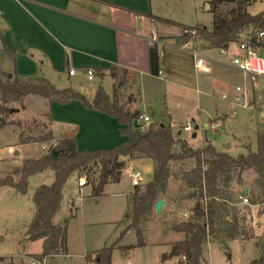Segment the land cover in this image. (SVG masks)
Instances as JSON below:
<instances>
[{
	"label": "rangeland",
	"instance_id": "1",
	"mask_svg": "<svg viewBox=\"0 0 264 264\" xmlns=\"http://www.w3.org/2000/svg\"><path fill=\"white\" fill-rule=\"evenodd\" d=\"M211 1L153 0L155 10L161 16L157 18L156 25L167 29L171 34H181V36L185 33V27L206 26L211 28L214 21ZM252 1L253 5L250 10L253 15L264 12V0ZM223 8L224 5L220 7V9ZM181 36L178 37V41ZM259 52L264 56V48L259 49ZM206 55L218 57L219 51L209 49ZM167 61L171 66V59L167 57ZM208 62L213 68L210 74H202L193 70L187 78L176 76V73L168 74V72H166L165 79H161L159 76L144 78L138 86L141 98L140 109L148 113L153 122L171 126L174 135H177L181 130L179 136L187 140L193 147L211 143L219 151L227 152L232 156L247 154L249 148L256 151L258 134L264 132V78H259L252 83L247 77L244 78V74L241 72L226 69L223 65L211 60ZM13 67H15L13 59L5 53L0 42V76L9 77L13 72ZM80 76L84 78L82 74ZM99 83V80H86L82 90L89 93L90 88ZM105 86L107 90H111L109 81ZM245 86L256 92V97H249L246 104L239 99L240 92L236 89L242 87V91H245ZM121 89L127 93V87H118V91ZM26 96L27 98L24 100ZM26 96L21 101L9 104L11 112H0V119L11 123L9 125H14L18 133L21 129V135L24 137L45 135L51 130L49 117L42 114L49 108L48 99L37 94ZM126 96L124 100L119 96V101L124 104ZM24 103L27 104L25 111ZM251 103L254 105L250 106ZM12 109L18 110L13 112ZM213 122L219 124L216 130L211 128ZM142 123L144 126L148 124L143 121ZM187 123L193 127L192 132L182 129L183 125ZM197 126L198 129H196ZM194 134L196 137H193ZM19 137L12 129L0 130V179L10 175L18 180L26 159L40 158L50 151L51 146L56 145L54 139L43 143L22 144L21 137L20 141ZM194 164L195 161L190 160L174 164L173 175L168 182L166 191L160 194V197H166L172 202L173 211L166 210V212L155 213L154 207L151 213L141 220L146 246L135 252H130L132 261L139 264H151L154 258H162L166 254L171 242L183 239L184 234L177 232L172 226L185 221L192 213L194 190L182 181L181 175ZM138 168L142 169L140 166ZM99 171L100 165L91 164L80 176L74 175L68 180L64 188V200L57 215V221L63 223L69 216V206L73 212L79 207L75 204V197L81 193L84 196V204L90 203L91 207L104 214L100 219L102 221L91 222L87 225L86 237L95 249L98 248L97 246H101L100 244L106 247L113 245L119 230L124 229L127 225V216L131 214V218H133L134 214V197L131 194L134 188L131 183L132 171L131 173L124 172L119 182H111L105 187L107 197L96 199L92 198L89 193L98 179ZM143 173L144 182L149 181L151 174L145 170ZM242 175L243 172L223 175L220 179L221 185L231 199L241 193L242 188L250 189V200L258 206L254 208L239 206L238 212L246 215L248 220L238 228L243 227L246 232L256 236L260 244L264 239V169H250L244 176ZM82 177H86L88 183L80 191L78 185ZM53 181L54 171L48 169L41 174L31 176L26 194L17 192L11 186L0 188V259H2L0 264H31L26 257L42 251V240H28L26 231L35 214L34 190L40 185H49ZM144 186L145 184H142L140 187L144 189ZM114 193L122 195L112 196ZM181 198H184V201L177 205ZM124 201L130 207L126 214L114 215L110 213L116 205H122ZM184 213H187V216ZM253 217L257 218L258 227L253 226ZM227 226L224 223L218 224L216 233L208 238V241L211 240L212 243L209 244L208 241L205 243L203 255L206 256L208 264H251L254 259L262 255V248L256 245L254 239L226 240L224 242V230ZM122 240L127 245L137 243L138 238L135 230L128 232L122 237ZM130 253L125 250L114 251L113 249L112 262L128 264ZM55 259L57 257L52 258V260Z\"/></svg>",
	"mask_w": 264,
	"mask_h": 264
},
{
	"label": "crops",
	"instance_id": "2",
	"mask_svg": "<svg viewBox=\"0 0 264 264\" xmlns=\"http://www.w3.org/2000/svg\"><path fill=\"white\" fill-rule=\"evenodd\" d=\"M158 17L161 16L156 12L153 0H0V42L2 49L15 63L11 75L16 74L26 80L43 77L58 89L70 87L80 92L90 102L94 100L99 87H102L108 95L113 97L116 82L123 81L122 87H127V93L124 89H121L120 98L124 100L127 94L125 99L126 107L132 111H139L140 114L148 115V113L140 109L141 98L138 86L139 82L144 78L154 76L151 74L150 69V47L152 45L150 38L153 29L160 41L158 44L162 55L160 70L164 74V78L161 79H165L166 72L168 74L176 73V76L184 78L189 77L193 70L197 72L194 57L189 52L179 48L181 39L178 41V37L181 34H171L167 29L158 27L156 25ZM262 44L264 45V41H262ZM5 45L15 51V56L5 49ZM262 48L264 46L260 47V49ZM209 49L216 48H210L207 45L204 53L206 54ZM167 57L171 59V66L167 61ZM223 66L226 69L235 70L231 66ZM88 68L100 69L103 76L97 75L90 80L85 73ZM112 68L116 69L117 72L115 78L111 75ZM71 69H75V75L71 76L69 74ZM246 77L244 75V78ZM86 80H99L100 83L97 86H92L90 92L87 93L82 90ZM107 81H109L111 86L110 91L105 86ZM245 89L247 99L251 96L256 97L255 90L251 91L246 86ZM26 98L27 96L24 100ZM48 102L49 108L42 114L47 116L50 114L51 116L49 125L53 132L55 144L66 134H74L77 148L80 151L110 149L126 140V136L121 133L122 125L119 121L105 112L90 109L79 100H74L67 104H60L50 100ZM24 105L25 111L27 104L24 103ZM253 105L254 103L250 104V106ZM150 119L151 121L146 126L143 123L142 125L148 127L151 123H155L151 117ZM6 128L12 129L21 137V129L20 133H18L14 125H7L0 128V130L3 131ZM122 161L124 162V168L120 178L126 171L131 173L133 170H141L143 174L142 184L146 185L153 180L154 163L151 159L123 157ZM138 166L142 167V169H139ZM144 170L151 174V178L147 182H144ZM247 171H244L242 176ZM120 178L115 182H119ZM220 186L223 189V186ZM135 187L131 194L134 193ZM188 187L194 190V205V197L197 192L193 187ZM83 188L79 187V190L81 191ZM245 190H248V194L250 193L248 187L242 188V192ZM89 195L92 198L99 199L107 197L108 194L104 188V193L101 196H92V191H90ZM113 195L120 196L122 194L114 193ZM160 200L165 201L162 212H166V210H169V212L173 211L172 202L166 197H160ZM182 201H184V198H181L177 205L181 204ZM190 204L192 205V203ZM133 207L135 208V202ZM69 209V216L66 219V252L56 254L54 257H57V259L52 260L54 258L52 257L50 264H98L95 258L96 253L106 246L100 244L101 246H97V249L93 248L94 246L90 244L86 237V229L88 223L102 221L100 219L104 214H101L98 209L91 207L90 203L84 204L82 202L76 209V214L71 210L70 206ZM128 209L130 207L124 201L122 205H116L110 213L114 215L126 214ZM57 215L54 218V222L60 225L62 221H57ZM127 217V225L117 233L118 237L115 241L117 244L114 251L125 250L130 253L146 246L145 235V244L141 247L136 246L137 243L124 244L122 237L131 230H135L130 228L132 215L129 214ZM176 225L172 226L174 230ZM224 237V242L226 240L239 239L246 241L254 239L256 240V245L261 248L264 243L263 239L259 244L256 236L248 239L240 237L229 238L225 235ZM185 238L184 234L183 239L171 242L166 254L162 258H154L152 263L174 264L176 262L175 257H169L171 247L174 243ZM208 243L210 244L212 241L209 240ZM129 246H133V248L130 250L126 249ZM131 254L128 256L130 259L128 264H139L132 261ZM165 255H167L166 259H164ZM258 259H262V255L254 260ZM172 260L175 262L172 263ZM208 263L206 256L203 255L202 264ZM112 264L114 263L112 262Z\"/></svg>",
	"mask_w": 264,
	"mask_h": 264
},
{
	"label": "trees",
	"instance_id": "3",
	"mask_svg": "<svg viewBox=\"0 0 264 264\" xmlns=\"http://www.w3.org/2000/svg\"><path fill=\"white\" fill-rule=\"evenodd\" d=\"M211 4L214 12L211 28L206 26L185 27L186 30H196V33L209 43L210 48H220L229 42L237 41L239 34L249 28L264 29V16L259 20H252L254 16L250 10L253 5L252 0H212ZM222 5L224 8L220 9ZM190 37L191 34L184 33L181 36V43ZM257 46L263 47L264 45L258 42ZM4 47L15 56V51L7 45ZM161 62L162 55L159 46L152 44L150 47L152 75L159 76ZM95 71L96 75L103 76L100 69ZM111 75L114 78L117 76L116 69L112 68ZM122 85L123 81L116 82L113 97L99 87L94 100L90 102L80 92L70 87L58 89L43 77L26 80L16 74L7 78L0 76V112L2 113L11 112L9 104L21 101L28 94H37L60 104L79 100L90 109L100 110L116 118L122 125L121 133L126 136L125 141L110 149L80 151L77 148L74 134H66L56 145L51 146L46 155L26 159L18 180L10 175L0 179V188L11 186L17 192L26 194L31 176L48 169L54 171V182L39 186L33 195L35 214L27 227V239L43 240L42 252L34 256L43 259L46 256L66 252L67 220L58 225L54 222V218L61 209L64 188L68 180L74 175L80 176L91 164L100 165L92 196H101L107 184L119 180L120 176L117 173L124 168L123 157L149 158L154 163L153 180L147 183L144 189L136 186L133 193L135 208L130 228L136 231L138 238L136 246L145 244L144 231L140 222L151 213L160 200V194L166 191L173 175L174 164L187 160L195 161V164L185 171L181 178L184 183L193 187L197 194L194 197L195 204L191 215L175 226V230L185 234L186 238L172 245L169 257L184 255L187 258V264H202L204 245L209 236L216 233L218 224L222 223L228 225L224 231L229 238L253 237L243 227L238 228L247 222V216L238 212L239 207H233L231 210L227 207L224 200L234 198L231 199L221 188L220 179L223 175L233 172L242 173L250 169H264V132L258 134L256 151L249 148L247 154L232 156L227 152L219 151L211 143L193 147L187 140L174 135L171 126L165 124L151 123L148 127L135 128L134 121L141 114L139 111H132L126 107L125 103L119 101L118 97L121 92L118 91V87ZM48 117L51 118L50 114ZM9 124L11 123L0 119V128ZM52 139V130L40 136L24 137L21 135L22 144L46 142ZM230 214L232 220L228 221L226 217ZM116 244L117 242L103 247L96 253L95 258L98 264H112V252ZM131 247L133 246L126 247V249ZM251 264H264V259L253 260Z\"/></svg>",
	"mask_w": 264,
	"mask_h": 264
},
{
	"label": "built area",
	"instance_id": "4",
	"mask_svg": "<svg viewBox=\"0 0 264 264\" xmlns=\"http://www.w3.org/2000/svg\"><path fill=\"white\" fill-rule=\"evenodd\" d=\"M255 32V33H253ZM185 33L191 34V37L182 42L179 45L181 50L189 52L195 59L196 69L199 73L210 74L212 72V66L208 60L214 61L222 65H228L234 68L235 70L243 73L247 76L252 83L256 82L259 78H264V56L259 52L260 47L257 46L258 42H262L264 39V29H253L249 28L241 32L238 36V40L234 42H229L226 46L216 48L219 51L218 57H209L204 51L206 46L209 44L203 40L197 33L196 30H185ZM255 37V41H254ZM151 44H159V38L157 33L153 29L152 36L150 38ZM236 46V47H235ZM75 69H71L69 74L75 75ZM85 73L88 75L90 80L94 79L96 71L93 68L86 69ZM159 77L164 78L163 72L160 70ZM237 90L240 92L239 99L246 104L247 96L246 92L242 91L241 87H237ZM139 123L143 122L149 123L151 121L150 117L145 114H141L138 119ZM143 126V125H142ZM219 124L213 122L211 128L216 130ZM182 129L186 132H192L193 127L190 123L183 125ZM181 131V130H180ZM141 170H133L131 174L132 185L140 186L143 182ZM86 177H82L79 182V187L87 186ZM84 200V196L79 193L75 197V204L79 206ZM227 203V207L231 210L233 207L246 206L249 208L257 207V204H253L250 200L249 194L241 192L236 195L233 200H224ZM226 220L231 221L232 215H228ZM252 224L255 227L259 226V222L256 217H253ZM56 255V254H55ZM55 255L46 256L43 259H40L34 255H29L26 258L31 262V264H50V259ZM176 262L174 264H187V258L184 255L175 257Z\"/></svg>",
	"mask_w": 264,
	"mask_h": 264
},
{
	"label": "water",
	"instance_id": "5",
	"mask_svg": "<svg viewBox=\"0 0 264 264\" xmlns=\"http://www.w3.org/2000/svg\"><path fill=\"white\" fill-rule=\"evenodd\" d=\"M263 16H264V12H261V13H259V14H257V15H254V16L252 17V20H253V21L259 20V19H261ZM208 46H209V44H208ZM15 110H18V109H12L13 112H14ZM134 126H135V128H141V127H142V124L139 123L138 120H135V121H134ZM198 128H199V127L197 126L196 129H198ZM178 135H181V131L178 132ZM193 137H196V134H194ZM117 174L120 176V175L122 174V171H118ZM244 193H245V194H248V190H245ZM195 194H196V193H195ZM164 205H165V201H164V200H159V201L156 203V205H155L156 212H157V213H161V212L163 211V206H164ZM184 215L187 216V213H184ZM262 252H263V253H262V259H264V243H263V245H262ZM166 258H167V255L164 256V259H166Z\"/></svg>",
	"mask_w": 264,
	"mask_h": 264
}]
</instances>
